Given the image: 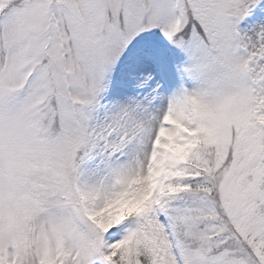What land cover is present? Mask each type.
Returning <instances> with one entry per match:
<instances>
[{"label":"snow or ice","instance_id":"obj_1","mask_svg":"<svg viewBox=\"0 0 264 264\" xmlns=\"http://www.w3.org/2000/svg\"><path fill=\"white\" fill-rule=\"evenodd\" d=\"M0 264H264V0H0Z\"/></svg>","mask_w":264,"mask_h":264}]
</instances>
